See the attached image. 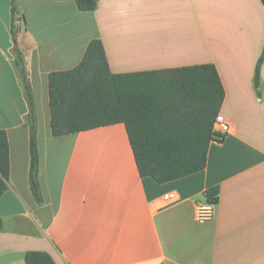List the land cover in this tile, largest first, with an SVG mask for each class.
<instances>
[{"label": "crops", "instance_id": "obj_1", "mask_svg": "<svg viewBox=\"0 0 264 264\" xmlns=\"http://www.w3.org/2000/svg\"><path fill=\"white\" fill-rule=\"evenodd\" d=\"M0 0V130L10 145L0 197V264L29 251L56 264H264V49L261 0ZM100 38L113 73L214 64L230 131L211 142L205 169L165 183L142 177L124 123L52 134L48 76L82 60ZM31 83L43 201L29 182ZM218 187L215 218L195 204ZM176 191L178 202L164 195Z\"/></svg>", "mask_w": 264, "mask_h": 264}, {"label": "trees", "instance_id": "obj_2", "mask_svg": "<svg viewBox=\"0 0 264 264\" xmlns=\"http://www.w3.org/2000/svg\"><path fill=\"white\" fill-rule=\"evenodd\" d=\"M264 5V0H261ZM16 0L12 28L17 27ZM82 11H93L99 0H76ZM264 49L258 59L255 83H260ZM19 67L30 107V169L32 194L43 201L39 181L37 120L23 52L16 47ZM50 126L63 136L115 123H124L142 177L169 182L205 169L210 144L216 138L214 121L220 113L225 89L214 64L130 73L111 71L103 41L92 39L80 63L48 76ZM10 145L0 130V197L8 188ZM218 187L207 200L217 202ZM3 220L0 218V230ZM26 264H56L44 251H29Z\"/></svg>", "mask_w": 264, "mask_h": 264}, {"label": "built area", "instance_id": "obj_3", "mask_svg": "<svg viewBox=\"0 0 264 264\" xmlns=\"http://www.w3.org/2000/svg\"><path fill=\"white\" fill-rule=\"evenodd\" d=\"M214 131L217 139H222L230 131V124L221 113L215 118ZM163 198L166 204H172L178 202L179 194L176 191H172L166 193ZM216 209L217 202L208 200L196 202L194 210L196 221L203 223L213 220L216 215Z\"/></svg>", "mask_w": 264, "mask_h": 264}]
</instances>
